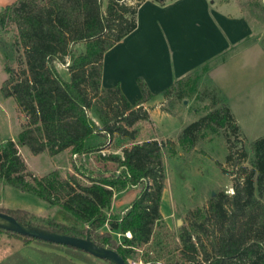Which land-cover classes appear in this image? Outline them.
Returning a JSON list of instances; mask_svg holds the SVG:
<instances>
[{"label":"trees","instance_id":"trees-1","mask_svg":"<svg viewBox=\"0 0 264 264\" xmlns=\"http://www.w3.org/2000/svg\"><path fill=\"white\" fill-rule=\"evenodd\" d=\"M133 1L135 6L124 0H16L0 12V29L15 31L17 53L16 69L4 66L8 77L0 94L3 99H12L24 118L17 142H0V182L61 209L84 228L38 218L23 210L0 209V213L48 234L88 238L96 248L116 252L125 264L136 249L151 242L161 220L166 178L163 145L156 139L137 140L134 128L149 121L143 106L153 95L145 83L137 80L141 97L134 105L118 87H101L104 54L136 28V12L145 0ZM79 44L84 50L74 55L72 48ZM55 64L67 65L68 80L59 75ZM227 128L238 136L239 129L224 104L186 126L177 144L169 142V153L175 154L178 145L192 148L209 132ZM112 140H126L127 144L119 156H100V163L115 166L120 174H97L87 183L80 180L78 172L66 177L56 171L40 178L32 176L18 151L21 146L33 156L46 153L55 157L64 151L72 156L87 155L105 150ZM249 151L250 167H241L233 194H215L204 213L194 212L196 219L189 228H182L179 244L183 264H264V136L254 140ZM247 159L243 151L241 160ZM137 185L143 186L134 202L120 215L110 217L114 190ZM106 225L109 232H101ZM113 233L123 236L121 244L113 239ZM126 233L131 234L130 239L124 237ZM0 234L25 245L63 248L94 258L83 250L1 226ZM53 263L75 264L67 259Z\"/></svg>","mask_w":264,"mask_h":264},{"label":"rangeland","instance_id":"rangeland-1","mask_svg":"<svg viewBox=\"0 0 264 264\" xmlns=\"http://www.w3.org/2000/svg\"><path fill=\"white\" fill-rule=\"evenodd\" d=\"M124 2L128 6L136 4L133 0ZM235 2L241 12L251 20L257 34L261 35L262 54L256 49L252 50V56H242L231 61L214 81L208 79L206 70L193 74L190 81L184 80L176 85L168 95H161L152 104H144L149 121L138 123L134 127L138 132L137 140L156 139L163 145L166 178L160 204L161 220L155 228L151 242L136 249L128 264H183L179 244L182 228H189L196 219L194 212L199 210L204 213L209 199L215 194H233V186L240 176L241 167H250V144L264 136V0ZM14 37L13 28L0 29V87L8 77L4 72L5 64L16 69ZM83 50L84 46L79 44L72 48V53L78 55ZM55 67L64 80L69 79L67 65L55 64ZM224 104L239 129L237 137L231 135L229 128L209 132L194 147L178 145L175 154L169 153V142L177 144L178 137L186 126ZM23 122V115L17 110L14 101L3 99L0 94V142L12 140L16 143ZM126 144V140H112L99 153L78 156H72L70 151H64L55 157L46 153L33 156L27 148L21 146H18V151L32 176L40 178L56 171L66 177L78 172L80 180L87 183L89 177H97V174H120V170L115 171V166L100 163V156H119L121 148ZM243 151L248 155V159L244 161L241 160ZM229 152L231 160L227 161ZM106 166L109 168L105 169ZM142 186L114 190L109 216L120 215L126 211L139 196ZM0 209L23 210L38 218L53 219L68 226L84 228L61 209L51 207L36 196L2 182ZM207 224L211 232V223ZM0 225L11 226L2 220ZM23 227L30 231H40L26 225ZM100 231L109 232V227L106 225ZM112 237L118 244L123 242V236L118 233H113ZM201 238L204 242L207 241L205 236ZM91 249L100 252L93 245ZM64 259L75 264H109L63 248L35 243L25 245L17 238L0 234V264H54L55 261L62 263Z\"/></svg>","mask_w":264,"mask_h":264},{"label":"crops","instance_id":"crops-1","mask_svg":"<svg viewBox=\"0 0 264 264\" xmlns=\"http://www.w3.org/2000/svg\"><path fill=\"white\" fill-rule=\"evenodd\" d=\"M15 1L0 0V12ZM135 19V30L104 54L101 75V87H118L131 105L141 97L139 79L152 104L192 74L206 70L214 81L231 61L262 54L261 35L235 0H145Z\"/></svg>","mask_w":264,"mask_h":264},{"label":"water","instance_id":"water-1","mask_svg":"<svg viewBox=\"0 0 264 264\" xmlns=\"http://www.w3.org/2000/svg\"><path fill=\"white\" fill-rule=\"evenodd\" d=\"M153 1L162 3L165 0H153ZM0 220L5 221L7 224L11 225L8 227L0 225L1 227L15 230L22 235H29V236H32V237L41 239L43 241L56 244V245L68 246V247L80 249L85 252H88L91 256L99 260H109L114 264H125L123 259L114 251L107 250V249H99L100 252L93 251L91 249L92 244L88 238L80 239V238H73L69 236L48 234L41 230L40 231H30L23 227L24 224L17 222L13 217L7 214H4V213H0Z\"/></svg>","mask_w":264,"mask_h":264},{"label":"built area","instance_id":"built-area-1","mask_svg":"<svg viewBox=\"0 0 264 264\" xmlns=\"http://www.w3.org/2000/svg\"><path fill=\"white\" fill-rule=\"evenodd\" d=\"M124 236H125L126 238H128V239L131 238V234H130V233H126Z\"/></svg>","mask_w":264,"mask_h":264}]
</instances>
